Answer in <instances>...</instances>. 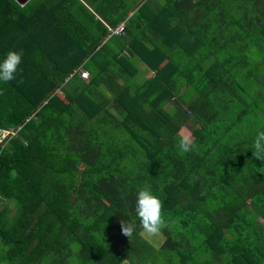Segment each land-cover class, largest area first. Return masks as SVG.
Masks as SVG:
<instances>
[{
    "label": "trees",
    "instance_id": "1",
    "mask_svg": "<svg viewBox=\"0 0 264 264\" xmlns=\"http://www.w3.org/2000/svg\"><path fill=\"white\" fill-rule=\"evenodd\" d=\"M9 51L0 128L21 129L0 203L18 216L0 238L29 242L33 264L72 244L85 264H264V0H0ZM145 187L168 222L157 247L134 212Z\"/></svg>",
    "mask_w": 264,
    "mask_h": 264
},
{
    "label": "clouds",
    "instance_id": "2",
    "mask_svg": "<svg viewBox=\"0 0 264 264\" xmlns=\"http://www.w3.org/2000/svg\"><path fill=\"white\" fill-rule=\"evenodd\" d=\"M22 55V52L9 51L6 57L0 61V82L6 84L15 79V74L22 62ZM3 94L4 90L0 89V95ZM177 146L180 152L188 153L193 150L194 144L190 136H183L179 138ZM252 152L254 158L264 161V131L257 132ZM162 209L163 202L149 188L145 187L136 192L134 212L139 220L140 228L147 236H158L162 229L168 227ZM120 227L121 234L130 238L137 225L135 222L121 220ZM122 264H126V259L122 261Z\"/></svg>",
    "mask_w": 264,
    "mask_h": 264
},
{
    "label": "crops",
    "instance_id": "3",
    "mask_svg": "<svg viewBox=\"0 0 264 264\" xmlns=\"http://www.w3.org/2000/svg\"><path fill=\"white\" fill-rule=\"evenodd\" d=\"M18 216V211L13 202L10 201H2L0 203V228L2 227V223H11L13 224L16 217ZM38 241V240H37ZM29 242L25 241H15L11 239L9 236H3L0 238V255L4 256L1 258L0 264H33L35 262L36 254L31 253L28 246H30ZM37 242L34 245H38ZM69 258L68 255H55L50 257H44L42 261L38 264H58L57 260L66 261ZM62 261V262H63Z\"/></svg>",
    "mask_w": 264,
    "mask_h": 264
},
{
    "label": "built area",
    "instance_id": "4",
    "mask_svg": "<svg viewBox=\"0 0 264 264\" xmlns=\"http://www.w3.org/2000/svg\"><path fill=\"white\" fill-rule=\"evenodd\" d=\"M109 30V35L108 37H112V36H120L124 33L125 31V25L124 23H121L120 25H118L117 27H111L109 25L106 26ZM81 77L83 79H86L89 77V72L86 71H82L80 73ZM57 93H60L57 92ZM21 129V127H18L16 129H10V130H5V129H1L0 128V157L2 155V151L5 149V147L7 146V144L13 139V137L16 135V133H18V131Z\"/></svg>",
    "mask_w": 264,
    "mask_h": 264
},
{
    "label": "rangeland",
    "instance_id": "5",
    "mask_svg": "<svg viewBox=\"0 0 264 264\" xmlns=\"http://www.w3.org/2000/svg\"><path fill=\"white\" fill-rule=\"evenodd\" d=\"M84 71H86V70H84ZM259 219L264 224V220L261 217ZM141 236H143L150 243L151 246L157 247L156 244H154V237L146 236V234H144V232H142ZM159 238H160V239H158V241H160L159 244L160 243L162 244L163 238H161L160 236H159ZM79 249H80V247H78V245H73L72 244V246H71V250L72 251L65 252L66 254H64V255H68L69 258L66 261H63V260H60V259L57 260L58 264H85L84 261L82 259H80V257H79V254H78Z\"/></svg>",
    "mask_w": 264,
    "mask_h": 264
},
{
    "label": "water",
    "instance_id": "6",
    "mask_svg": "<svg viewBox=\"0 0 264 264\" xmlns=\"http://www.w3.org/2000/svg\"><path fill=\"white\" fill-rule=\"evenodd\" d=\"M20 6H25L30 0H15Z\"/></svg>",
    "mask_w": 264,
    "mask_h": 264
}]
</instances>
